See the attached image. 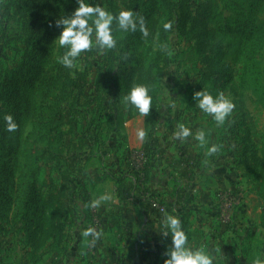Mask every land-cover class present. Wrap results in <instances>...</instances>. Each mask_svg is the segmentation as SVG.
I'll return each mask as SVG.
<instances>
[{
  "label": "rangeland",
  "instance_id": "rangeland-1",
  "mask_svg": "<svg viewBox=\"0 0 264 264\" xmlns=\"http://www.w3.org/2000/svg\"><path fill=\"white\" fill-rule=\"evenodd\" d=\"M30 2L0 0V94L5 93L2 101H9L0 102V123H4V115L11 114L14 101L6 87L20 78V88L26 90L33 110L23 121L17 139L15 132L4 128L5 146L15 147V165L13 202L0 216V264H18L27 257L26 237L33 257L59 250L71 212L64 203L67 185H74L78 166L91 158L93 145L103 140L107 118L118 115L127 122L125 135L134 140L132 147H127L124 162L135 169L134 157L143 152L135 140V132L143 129L142 116L124 107L123 96L133 84L145 82L150 65L160 73L156 96L159 116L206 122L205 132L213 136L215 144L222 145L219 152L229 157L230 170L241 183L236 190L227 191L237 194L240 203L228 209L230 218L223 226L232 223L233 212L242 202L238 212L245 214L246 199L252 203V215L257 212L255 199L264 171V22L259 40L258 35L251 38L245 50L235 56V45L226 47L232 38L227 28L238 15L226 9L221 0H90L114 13L133 9L145 15L156 8L143 15L149 34L145 37L139 31L135 37L137 51L132 63L121 53L125 33L117 29L116 49L103 54L86 52L76 67L67 69L57 60L63 49L53 43L62 29L39 20ZM169 20L173 30L165 38L162 23ZM162 44H167L171 56L161 51ZM36 51L42 55L30 75ZM129 73L132 79L126 81ZM255 82L261 84L260 90ZM202 89L213 95L223 93L234 103L223 126H217L196 107L194 93ZM241 137L247 138L246 146ZM243 151L242 164L253 166L258 174L241 165ZM7 159L13 161V156ZM34 213L43 217L31 221ZM213 218L219 229L222 224L215 214Z\"/></svg>",
  "mask_w": 264,
  "mask_h": 264
},
{
  "label": "crops",
  "instance_id": "crops-1",
  "mask_svg": "<svg viewBox=\"0 0 264 264\" xmlns=\"http://www.w3.org/2000/svg\"><path fill=\"white\" fill-rule=\"evenodd\" d=\"M159 115L155 142L144 152L147 178L124 162L134 140L126 136L127 122L121 119L118 130L106 126L91 158L78 166L74 185H67L64 203L71 212L61 250L33 257L27 247V257L18 264H164L172 240L158 229L164 213L152 207L153 200L168 207L167 213L185 216L183 228L190 243L217 254L216 264H252L264 252V181L259 182L255 199L257 212L252 215V203L246 199L245 214H239L242 202L232 223L218 229L213 216L220 194L241 186L230 170L229 157L220 152L207 155V147L215 144L212 135H207L206 147L194 139L198 131L207 129L202 119ZM180 123L193 133L183 142L174 136ZM135 135L141 147L142 140ZM104 194L110 199L96 207L101 235L85 237L83 232L91 228L90 203ZM180 194L185 196L182 205Z\"/></svg>",
  "mask_w": 264,
  "mask_h": 264
},
{
  "label": "clouds",
  "instance_id": "clouds-1",
  "mask_svg": "<svg viewBox=\"0 0 264 264\" xmlns=\"http://www.w3.org/2000/svg\"><path fill=\"white\" fill-rule=\"evenodd\" d=\"M76 3L78 6L71 15L60 16L55 22L56 26L62 29L53 42L57 45V49H63L62 55H59L57 60L67 69L76 67L78 59L86 52L96 51L103 54L116 49L118 37L114 33L117 29L121 33L139 30L145 37L149 34L145 18L133 9H123L114 13L102 6V3L94 5L90 0H76ZM172 27L173 22L170 20L162 23L165 32L170 31ZM160 49L166 52L168 56L173 54L168 49L167 44L160 45ZM150 93L151 86L149 84H133L127 94L123 96L124 107L134 109L142 117L148 116L153 108V96ZM194 100L196 107L210 116L217 126L225 124L235 107L232 100L223 93L213 95L205 89L195 92ZM3 120L8 132L16 131L17 124L11 114L4 115ZM137 135L140 140H144L147 132L140 129ZM192 135L191 128L183 123L178 124L177 130L174 132L175 138L181 142ZM194 139L200 147L208 146L207 133L204 130L198 131ZM221 148L222 145L212 144L207 147V155L211 156L218 153ZM109 199L108 194L101 195L92 200L90 206L99 207L102 202ZM158 229L163 236H170L172 240V245L166 252L168 258L164 264H216L217 254L203 246L195 247L190 243L188 234L184 230L178 215L165 212ZM83 235L85 237L95 235L99 238L101 233L96 232L93 228H88L83 232ZM252 264H264V252L259 253Z\"/></svg>",
  "mask_w": 264,
  "mask_h": 264
},
{
  "label": "trees",
  "instance_id": "trees-1",
  "mask_svg": "<svg viewBox=\"0 0 264 264\" xmlns=\"http://www.w3.org/2000/svg\"><path fill=\"white\" fill-rule=\"evenodd\" d=\"M223 5L225 6L226 9L232 10L234 13L238 15L236 19H234L229 25L227 30L231 34V40L227 44L226 47H231L233 44L235 45L234 49V54L235 56L238 54L239 50L243 51L245 50V46L248 44V40L251 38H254L258 35V40L259 36L261 34L262 30V23L264 22V0H221ZM31 8L33 9V13L39 16V20L42 22H47L48 24H52L56 27V20L60 18V16L63 15H71V13L75 10V8L78 6L76 3V0H32L30 2ZM44 6V10H43ZM159 10L161 9L160 7ZM156 8H150L146 14L150 13L152 10ZM141 16L144 15V13H140ZM144 15V16H145ZM263 16L261 21H259L260 16ZM42 26V24H40ZM173 30V29H171ZM170 30V31H171ZM168 31V32H170ZM139 35V30L136 32H128L125 33V36L123 38V45L121 48V53L126 60L129 62H134V54L137 51V45H134V39ZM228 35V34H227ZM167 32H165V38L167 37ZM229 36V35H228ZM235 39L234 42L232 40ZM258 43V42H257ZM38 51L35 52V62L32 63V66L28 69V73L31 75L33 74L34 70L37 67V60L41 57V53H37ZM222 56V55H221ZM220 56V57H221ZM248 61V59H247ZM38 68V67H37ZM148 78H145V84H149L151 86V95L153 96V108L150 110V114L148 116H143L142 117V125L143 129L147 132L146 137L144 140H142V144L140 149L145 152L148 149L152 148L155 138H154V132L156 128V123H157V114H158V104L156 101V96H157V91L158 87L160 86V73L159 71H156L155 69L153 70L152 65L148 67ZM254 75V72H251V76ZM126 81H129L132 79L131 74H126L125 75ZM23 80L20 78L19 80L10 83L7 85V93L9 95H14V101L11 104L12 109H11V115L14 117V120L17 124V129L15 131V139L20 134V129L22 126L23 121L30 117L32 115L33 110L31 109L30 105V99L28 98L26 94V90H22L20 87L23 85L22 84ZM254 86L257 90H260L261 84L258 82L254 83ZM2 88L1 82H0V89ZM0 94V102L8 103L2 101V95ZM7 98V95H6ZM106 124L109 127L112 125H115L116 129L118 130L121 124V117L118 115L113 118H107ZM5 123H0V216L2 217L5 212H7L13 202V197H12V181H13V167L15 165L14 161V154H15V147L10 145L8 147L5 146V142L3 140L4 136L3 134L5 133ZM10 133V132H8ZM241 144L246 146L248 140L247 138L241 137L239 139ZM13 156V161L8 160L7 157ZM246 156V151L242 152L241 156V165L243 159H245ZM147 166L148 163L145 161L140 169V173L143 176V179L147 178ZM244 166V165H243ZM246 169H251L254 174L256 173L255 169L253 166H244ZM251 167V168H249ZM263 174L259 180L264 181V171L261 172ZM31 187L34 188V181L31 183ZM62 190L63 187H60ZM262 197L264 201V188L262 190ZM162 204L161 202H159ZM61 202H60V207H61ZM164 205V204H162ZM60 209V208H59ZM167 211H169V208L166 207ZM43 216L39 215L38 213H34L31 217L30 220L34 222L37 219L42 218ZM182 225L184 227L185 225V216H180ZM26 242L25 246L28 247V242L29 240L26 237ZM61 245L58 251L61 250ZM51 247V244L49 245Z\"/></svg>",
  "mask_w": 264,
  "mask_h": 264
},
{
  "label": "built area",
  "instance_id": "built-area-1",
  "mask_svg": "<svg viewBox=\"0 0 264 264\" xmlns=\"http://www.w3.org/2000/svg\"><path fill=\"white\" fill-rule=\"evenodd\" d=\"M137 157H134L136 160L134 163L135 169L140 172V169L143 165V163L146 161V155L144 152L142 154H137ZM220 203L218 210L215 212V215L217 219L220 221L222 225H225V223L229 220L230 215L229 210L236 204L240 203V197H238L237 194L233 193H227V192H222L219 196ZM185 200V196L183 194H180V203L182 205V201ZM152 207L160 212V213H165L167 211L166 207L162 204H160L158 201L153 200L151 202ZM229 209V210H228ZM90 221H91V228L95 229L96 232H99L102 229V223L100 220V217L96 211V207H91L90 206ZM95 237V235H93Z\"/></svg>",
  "mask_w": 264,
  "mask_h": 264
}]
</instances>
